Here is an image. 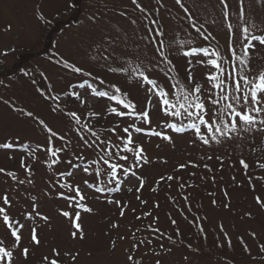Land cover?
Returning a JSON list of instances; mask_svg holds the SVG:
<instances>
[{
    "label": "rangeland",
    "instance_id": "rangeland-1",
    "mask_svg": "<svg viewBox=\"0 0 264 264\" xmlns=\"http://www.w3.org/2000/svg\"><path fill=\"white\" fill-rule=\"evenodd\" d=\"M138 2L150 12L159 7L153 18L164 28L165 42H173L169 59L179 78L186 81L189 58L182 52L187 47H178L174 42L191 39V46H207L209 42L199 38L189 26L186 14L175 0H162L163 7L155 0ZM183 3L204 25L202 30L216 38L211 43L218 42L221 49L227 48L230 34L220 0H183ZM227 3L230 13L227 22L241 23L236 15L238 0ZM134 7L131 0H0V144H13L12 149H0V169L5 170L0 172V198L7 194L11 204L3 205L0 200V206L21 223L29 213L35 217L20 232L14 264H43L42 257H51L53 248L61 252V264H130L129 253L139 264H264V252L259 247L264 244V168L259 166L264 164V132L243 133L240 139L204 146L199 141L193 143L191 130L175 133L162 128L168 118L154 108L150 112L151 128L171 135L174 144L133 132L134 142L142 145L150 161L135 169L136 176L145 180L143 188L138 179L129 176L124 178L119 192L98 193L96 188L104 186L105 177H95L75 167L86 164L93 156L80 140L75 130L79 126L69 113L75 112L81 124L101 132L118 124L116 135L104 132L101 136L103 139L111 135L114 142L117 136L125 135L122 129L126 126L147 127L135 115L108 114L112 107L117 111L125 109L106 97L91 95L89 84L106 91H112L109 86L114 84L136 105L137 113L147 106L150 94L145 89L151 86L131 72H109V65L149 69L146 74L166 90L170 83L164 72L155 67L160 57L142 39L148 33L142 14L133 11ZM244 10L247 22L264 26V0H244ZM122 12L126 15L122 16ZM132 20L137 23L132 24ZM234 34L239 36V31L234 29ZM252 55L253 71L264 68V47L257 46ZM57 60H68L92 75L74 73L56 63ZM192 62L193 79L204 83L208 69L196 64V58ZM101 79L104 84H100ZM82 83L84 88L79 87ZM73 93H79L80 100ZM57 107L63 111H54ZM29 112L33 115L28 116ZM40 121L64 140L52 138L49 143L50 134ZM82 134L89 138L87 133ZM65 145V151L58 153L59 162L50 168L48 149ZM209 155L211 160L206 158ZM129 158L132 159L131 154ZM22 159L30 167L31 175L21 167ZM240 159L249 165L247 175ZM189 161L199 166L178 169ZM205 164L212 170L208 171ZM7 172L15 173L16 179L6 175ZM67 172L73 175L69 177ZM168 175L174 179L157 183L161 176ZM21 180L25 182L19 183ZM63 183L79 186L84 196L81 203L93 211L85 212L75 206V201L66 199L74 193L61 188ZM108 200L127 205L122 217L120 208ZM62 211L70 212L73 219L76 212L80 213L77 222L82 226L84 239L79 235L76 239L71 237L70 220ZM37 212L40 216L35 215ZM42 216L48 220L41 219ZM113 224L118 227L113 228ZM33 225L39 245L31 241ZM149 225L160 232L154 233ZM0 238L11 243L3 223ZM141 240L145 243L133 248ZM23 248L29 249L27 258L21 254ZM64 253L78 255L73 261Z\"/></svg>",
    "mask_w": 264,
    "mask_h": 264
},
{
    "label": "snow or ice",
    "instance_id": "snow-or-ice-1",
    "mask_svg": "<svg viewBox=\"0 0 264 264\" xmlns=\"http://www.w3.org/2000/svg\"><path fill=\"white\" fill-rule=\"evenodd\" d=\"M131 3L135 6L133 11H138L142 14L141 20L145 22V28L148 35L142 37L148 44L153 46L155 53L160 57L156 62L155 67L164 72L170 81L167 86L161 87L156 79L150 78L146 74L149 69L141 70V67L131 68V66H125L121 64L119 67L108 66L107 70L112 73L131 72L141 78L143 82L150 85V88L145 89L150 94V98L147 102L145 109L139 113L136 111V105L128 98L126 93H122L120 87L116 85H110L112 91L97 90L91 84L88 85L91 88V95L93 97H106L109 101H115L117 105H122L123 109L130 111H117L116 107H112L107 110L108 114L115 115L117 117H132L137 116L140 123L147 127L141 126H126L122 129L124 136H117V141L114 142L111 139V135H116L119 125H113L111 128H105L101 131L94 130L86 124H81L80 119L75 112H71L68 115L75 122V125L79 126L75 130L80 136V140L83 141L85 148L90 149L93 158L89 159L86 164L76 165L84 173L99 177L103 175L105 180L102 187H97L98 193H115L120 191V185L124 182V178L129 176L135 177L139 180L140 188H143L145 180L142 177H137L135 169L143 168L145 164L150 163L147 155L142 147L134 142L133 132L136 134L144 133L149 137H159L170 144H174V140L171 135H168L164 131H158L151 128L152 120L150 112L155 108L159 110L168 120L162 125V128L171 129L175 133H185L191 130V134L195 138L193 143L199 141L204 146L211 147L213 144L220 145L226 141L242 138L243 133H255L257 131L264 132V68L258 71H253L251 61L253 59L252 53L256 51L257 46L264 47V26L257 24L255 21L247 22L245 20L244 0H238L239 8L236 13L237 19L241 23L233 24L227 22L229 20V5L227 0H220L222 5V15L226 22V27L229 32V44L225 49H221L217 44H212L216 38L211 33H205L203 24H199L197 19L189 12L188 7L185 6L183 0H175V4L183 10L186 14V19L189 26L198 34L199 38L208 41L207 46H191L193 41L191 39L184 41L179 40L174 43L178 47H187V50L182 52V55L187 60L188 68L187 80H181L179 74L176 72L175 65L169 56L172 54L173 42H165V31L163 26H160L159 20L154 19V15H158L159 7L153 11H149L142 6L138 0H131ZM155 3L160 7H163L162 0H155ZM121 15H126L122 12ZM41 20H44V16H40ZM89 19H94L90 17ZM132 24H136V20L131 21ZM207 23V21L205 22ZM214 23V21H213ZM234 29L239 31V36H235ZM259 33V34H257ZM234 40V43H233ZM255 42V43H254ZM196 58V64L202 65L208 69L205 73L204 83L193 79L192 68L194 67L192 59ZM95 59V57H93ZM108 59L107 56L104 57ZM56 63L62 64L64 68L71 69L74 73H83L86 76H91V72H84L81 67L75 66L68 60H57ZM175 73V74H173ZM26 75L28 73H25ZM87 83V81H85ZM100 84H104L101 79ZM80 88H84L85 84L79 85ZM76 99L80 100L79 93H73ZM155 100V104L153 103ZM84 101L81 100V103ZM54 111L62 112L63 110L57 107ZM28 116H32L31 112L27 113ZM40 124L44 125L46 131L50 134L48 136L49 143L52 138H59L64 140L63 136H59L51 128H48L43 121ZM130 127L133 130L130 131ZM110 133V136L101 138L102 134ZM82 133H87L89 138H85ZM71 143V141H68ZM13 144L5 142L0 144V149H12ZM65 147L52 149L49 148L50 163L49 167L59 162L58 153L65 151ZM129 154L132 159L130 160ZM205 157H201L204 159ZM208 160L212 159L209 155L206 157ZM83 160V157H80ZM218 160L223 162L221 157H217ZM124 162V163H121ZM240 164L245 169V175L249 165L245 163L243 159H240ZM166 163V161H165ZM71 164V161H69ZM127 164V166H125ZM188 166L198 167V164L189 161L186 164H180L178 169H183ZM264 168V164L259 165ZM21 167H24L26 172L31 175L30 167L25 166L23 159L21 160ZM205 168L208 171L212 169L205 164ZM4 169H0V172H4ZM123 173V177H121ZM6 175L16 179V175L13 172H7ZM67 176L71 177L72 172H67ZM193 175H195L193 173ZM174 177L172 175L161 176L157 181H172ZM233 179H235L233 177ZM251 177L249 180L251 181ZM25 181L21 180L19 183L23 184ZM31 183V180L28 181ZM87 185V181L84 182ZM115 185L109 187V185ZM61 188L68 189L74 194L65 197L70 202L75 201V206L83 209L85 212L91 213L93 210L90 207H86L81 203L84 200V196L79 186L73 187L68 183L60 184ZM183 188L184 185H181ZM137 189V191L140 190ZM155 190V189H153ZM131 191V188L128 189ZM58 195L63 196V193ZM187 200V197H184ZM3 205L11 206L7 194L2 198ZM257 202L260 203L259 198ZM108 203H115L120 208L119 215H124L127 205H121L119 200H108ZM143 203H146L144 201ZM215 203V201L213 202ZM158 206V205H157ZM35 203L33 204V211H35ZM134 211V210H133ZM61 214L69 218L73 231L70 235L73 239H76L79 235L80 239H84V232L82 226L77 221L80 220V213L76 212L73 219L70 212L62 211ZM36 216H40V213H35ZM146 215H151L147 213ZM140 217H137L139 219ZM30 219H35L31 213L28 214L24 223H21L15 218H11L6 213L5 207L0 206V223H3L7 232V238L11 239V243H5L4 238H0V264H14L15 260V248L19 247L21 241L20 232L24 227V224L28 223ZM41 219L47 221V216H42ZM174 224L175 221L173 220ZM113 228L118 227L117 224L112 225ZM154 233H159L158 228H151ZM202 231V229H201ZM163 235V233H160ZM255 236V233H252ZM171 240V237H169ZM31 241L36 245L40 244V240L37 237L36 226L33 225L31 231ZM150 243V241H147ZM145 243L144 240L139 241L133 245V248L139 246V244ZM229 245L231 241L229 240ZM112 247L115 248V241H112ZM261 251L264 252V244L259 246ZM247 251L248 249L245 248ZM21 254L27 258L29 255V249L23 248ZM71 260L75 261L78 253L70 254L64 253ZM61 252L53 248L52 255L49 257L45 255L42 257L43 264H61ZM130 264H139V261L133 259L131 253L127 256ZM159 264V262H157Z\"/></svg>",
    "mask_w": 264,
    "mask_h": 264
}]
</instances>
